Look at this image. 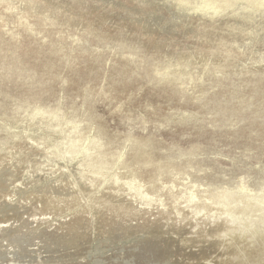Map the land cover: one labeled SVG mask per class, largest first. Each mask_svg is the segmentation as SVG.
<instances>
[{
  "label": "rangeland",
  "instance_id": "1",
  "mask_svg": "<svg viewBox=\"0 0 264 264\" xmlns=\"http://www.w3.org/2000/svg\"><path fill=\"white\" fill-rule=\"evenodd\" d=\"M181 1L0 0V264H264V0Z\"/></svg>",
  "mask_w": 264,
  "mask_h": 264
},
{
  "label": "bare ground",
  "instance_id": "2",
  "mask_svg": "<svg viewBox=\"0 0 264 264\" xmlns=\"http://www.w3.org/2000/svg\"><path fill=\"white\" fill-rule=\"evenodd\" d=\"M14 1H17L22 7L23 6H29V7L33 8L34 10H37L40 13H41V11H45L47 7L50 10H52V13H56V12L60 11L59 8L66 5L65 0H59L57 2L48 1L46 6H44L42 9H39V7L37 5H34L33 3L31 4L27 0H14ZM142 1H146L147 5H149L148 10L143 11V10L138 9L136 6H130V5H127L125 3L119 2L118 0H99V4L103 10H105L107 8V6H113V7L118 8L120 11L123 12L124 17L129 19L131 22L137 24L141 28V32L144 35H151L153 33L165 32V33L173 36V34L176 33V30H178V26H179L181 21H183L185 18H188V16H191V15L194 16V15L202 13V12L206 13V10H207L206 8L198 6L197 4L195 5L194 4L195 2L194 3H191V2L188 3V1H186V0H185L186 2L181 1L178 4H174V3L172 4L171 0H142ZM238 1H240V0H238ZM217 3H219V2H217ZM164 11H166V12H164ZM211 11L212 10L210 9L209 12H211ZM246 19L250 20L249 18H246ZM254 20L255 19H253V21ZM190 29H191V27L189 25H187L186 30L192 31ZM259 33H260V31H259ZM257 37H261L262 39H264V35H262V36L258 35ZM252 40H253V37H250V38H248V40H245L244 43L240 44L241 49H242L241 54L243 55V59H245L248 62L254 63L256 66H263L264 65V53H263V55H261L258 52L248 50V48H247L248 44L250 46L252 45ZM226 44L228 46L231 45L230 43H226ZM203 54H201V55H203ZM204 57L205 56H200L199 58H197L195 56H191V57L187 56L186 59H184L182 57L180 60L184 59V62L186 63L184 65L188 66L189 63H193L195 61H198L197 59H201V58L203 59ZM180 64H181V62L179 60L172 63L169 67L168 73L171 72L172 74H178L180 77H186V75L188 74L187 70H185L186 67L185 66L182 67ZM2 180L3 179L1 178L0 181L2 182ZM194 189H195V187H194ZM244 199L246 202L250 201L249 197H244ZM141 236H142V234H141ZM100 245H101V241L99 239L95 240V242H93L92 244H89V247L87 248L88 251L86 250L87 253L88 254H91V253L99 254V253H101L103 250L101 249ZM156 247H159V246H156ZM167 248H170V247H167ZM4 256L5 255L0 256L1 259H4ZM170 258H172V257H170ZM99 260L100 259H96V260H94V262L96 263ZM242 260L244 262V259H242ZM125 264H132V263L126 261ZM153 264H170V262L168 260H165V261L163 260V262H159V263L156 262Z\"/></svg>",
  "mask_w": 264,
  "mask_h": 264
}]
</instances>
